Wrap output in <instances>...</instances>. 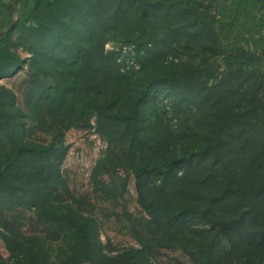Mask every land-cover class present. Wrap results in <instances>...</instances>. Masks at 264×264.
I'll return each mask as SVG.
<instances>
[{
  "label": "trees",
  "instance_id": "trees-1",
  "mask_svg": "<svg viewBox=\"0 0 264 264\" xmlns=\"http://www.w3.org/2000/svg\"><path fill=\"white\" fill-rule=\"evenodd\" d=\"M103 2L108 3L104 38L93 30L87 47L76 43L74 57L86 54L88 60L86 66L76 64L75 76L89 71V84L73 89L88 97L86 108L101 133L116 125L115 139L116 134H106L109 142L121 143L111 155L127 160L133 170L138 202L148 216L147 232L138 235L136 247L105 251L91 215L72 203L59 210L35 203V210L52 217L65 259L61 261L60 254L51 259L43 239L20 237L17 229L5 227L11 260L0 264H154L150 255L156 246L193 241L194 234L224 240L223 256L234 259L228 264H264L263 76L253 70L249 78L244 73L250 71L229 63L218 82L201 81V67L191 58L225 52L213 20L199 24L198 15L188 9L185 14L177 0ZM125 26L128 30L122 33ZM107 40L132 45L133 54L120 58L103 51L101 44ZM186 48L192 52L189 60L166 57ZM76 79L72 77V83ZM74 92L68 97L76 107ZM148 97L154 103L167 98V110L147 117ZM35 149L40 152L42 147ZM33 169H17V179L23 177L30 185ZM34 188L46 199L45 182ZM186 213H194L198 222L179 228L175 220ZM210 242L206 239L197 248L195 243L194 249L202 256ZM208 253L206 262L197 264H223L222 255L216 259L215 253Z\"/></svg>",
  "mask_w": 264,
  "mask_h": 264
},
{
  "label": "rangeland",
  "instance_id": "rangeland-1",
  "mask_svg": "<svg viewBox=\"0 0 264 264\" xmlns=\"http://www.w3.org/2000/svg\"><path fill=\"white\" fill-rule=\"evenodd\" d=\"M177 3L185 14L187 9L197 14L201 25L213 20L222 42L224 54L219 51L209 59L203 55L191 58L201 67L197 73L201 81L213 84L229 67L239 66L251 72L244 76L250 78L257 70L264 78V0ZM107 7L103 0H0V263L11 260L6 242L7 229L12 227L20 237L43 239L51 259L59 254L61 261L65 259L52 217L35 210V203L41 208L56 206L57 210L72 203L74 208L91 215L105 251L115 253L136 247L138 235L147 232L148 216L138 202L133 170L127 160L111 155V150L118 149L121 143L109 142L106 134H116L115 139L116 125L111 124L101 133L86 108L88 97L79 96L80 90L73 89L89 84V71L83 69L75 76L76 64L86 66L88 60L86 54L74 57L76 43L80 41L81 47H87L93 30L98 31L100 40L104 38ZM127 30L125 26L121 31ZM101 46L103 51L117 53L120 58L133 54L132 45L126 42L107 40ZM181 52H169L166 57L189 60L192 52L187 48ZM229 63L232 65L228 67ZM72 77L77 78L73 83ZM72 91L76 107L68 97ZM262 94L264 97V91ZM166 100L158 97L154 103L148 97L146 116L167 110ZM38 146L42 147L40 152L35 149ZM32 166L36 181L30 180L27 186L23 177L17 179L16 171ZM37 182L46 183V199L34 188ZM197 218L194 213H186L175 222L179 228L195 226ZM194 235L193 241L182 240L173 247L156 246L150 255L154 264H197L201 259L206 262L209 251L215 253L216 259L222 255L221 263H232L233 258L228 260L222 254L224 240ZM206 239L210 245L200 256L195 243L197 248Z\"/></svg>",
  "mask_w": 264,
  "mask_h": 264
}]
</instances>
